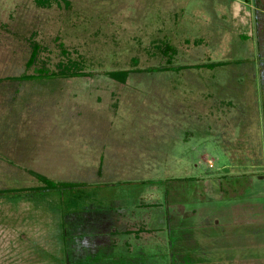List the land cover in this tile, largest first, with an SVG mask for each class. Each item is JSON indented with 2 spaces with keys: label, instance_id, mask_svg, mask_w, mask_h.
<instances>
[{
  "label": "rangeland",
  "instance_id": "rangeland-1",
  "mask_svg": "<svg viewBox=\"0 0 264 264\" xmlns=\"http://www.w3.org/2000/svg\"><path fill=\"white\" fill-rule=\"evenodd\" d=\"M0 93H40L0 102L29 151L0 160V264H67L75 224L136 199L182 203L200 250L173 264H264V0H0Z\"/></svg>",
  "mask_w": 264,
  "mask_h": 264
},
{
  "label": "crops",
  "instance_id": "crops-1",
  "mask_svg": "<svg viewBox=\"0 0 264 264\" xmlns=\"http://www.w3.org/2000/svg\"><path fill=\"white\" fill-rule=\"evenodd\" d=\"M29 94L38 98L40 93H0V102L4 105L1 113L7 112L9 103L13 105L14 97L17 95L25 97ZM8 113L11 119L9 110ZM0 120V136L3 137V139L0 137V160L10 166L13 156L18 158L20 155H28L29 151L25 149L28 145L26 140L20 141L18 137L21 135H12L11 127L7 128L5 121H2L6 119ZM42 148L43 150L38 149L37 152L32 151L38 154V159L39 156L43 157L45 152L43 143ZM4 167L6 169V166ZM24 169L28 172H25L26 174H30L29 177L41 175L34 171V168ZM141 200L137 202L136 199L130 203L114 200L102 204L95 209L97 217L94 221H87L85 225L75 224L78 223L76 214L74 219L70 217L72 225L75 224L76 229L79 228L80 231L75 230V234L72 235L74 240H69L67 264H143L142 259L153 257L157 253L166 259L165 264H173L174 257L181 255V252L194 255L200 250V246L197 247L195 244L189 249V244L183 240L182 227L185 226L183 224L185 215L181 202L175 207H166L159 213L157 205L149 207L148 212L141 211L140 208L145 205ZM143 214L146 216L143 217ZM89 226L96 228L89 233Z\"/></svg>",
  "mask_w": 264,
  "mask_h": 264
},
{
  "label": "trees",
  "instance_id": "trees-1",
  "mask_svg": "<svg viewBox=\"0 0 264 264\" xmlns=\"http://www.w3.org/2000/svg\"><path fill=\"white\" fill-rule=\"evenodd\" d=\"M35 57V48L33 49L32 53L30 54V57L27 61L26 66H29L33 59ZM79 61L73 60L70 62L69 66L67 67L68 69H66V67H63V69L59 72V73H50L51 75H63V76H68L69 78L72 76H84L85 73L82 72L80 69H73V66H75V64H79ZM77 67V66H75ZM160 69H164V68H160ZM66 70H68V72H65ZM38 71V70H37ZM46 73V72H45ZM68 73V74H66ZM127 71H109L107 72V76H109L111 79H119L121 80V82H125V79L127 77ZM23 76H20L19 78L21 79ZM38 180L41 182L42 186L39 188H43V189H58V190H64V189H69V188H76L78 186H81L82 184L76 183V182H54L42 175H35ZM70 186V187H69Z\"/></svg>",
  "mask_w": 264,
  "mask_h": 264
}]
</instances>
